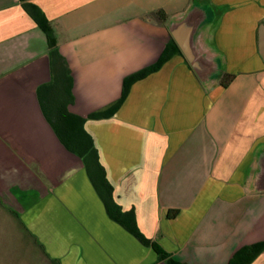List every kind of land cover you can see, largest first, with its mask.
<instances>
[{
	"label": "crops",
	"instance_id": "1",
	"mask_svg": "<svg viewBox=\"0 0 264 264\" xmlns=\"http://www.w3.org/2000/svg\"><path fill=\"white\" fill-rule=\"evenodd\" d=\"M196 3L210 9L197 44L219 76L202 84L174 55L90 118L158 61ZM56 103L85 120L114 201L175 261L229 264L264 241V0H0V211L50 264H166L108 217L48 120Z\"/></svg>",
	"mask_w": 264,
	"mask_h": 264
},
{
	"label": "trees",
	"instance_id": "2",
	"mask_svg": "<svg viewBox=\"0 0 264 264\" xmlns=\"http://www.w3.org/2000/svg\"><path fill=\"white\" fill-rule=\"evenodd\" d=\"M24 8L32 17V19H34V21L38 24L40 29L45 33L49 48L52 49L53 52H55V42L49 22L45 19V17L37 7L31 4H24ZM156 15L159 17V19H165V15L162 12H157ZM174 55H179L183 58V55L180 52L178 46L170 37L164 52L154 65L142 71H139L138 73L130 76L124 81L122 95L118 102L104 112L92 114L90 118L94 119L107 117L113 114L124 101L128 93L130 84L157 71L164 62H166L170 57ZM233 78L234 75H222L220 79V85L222 87H226ZM57 106L58 105L56 103L54 105V108L56 110L52 113V117L48 116V120L62 144L70 152L75 153L82 158L85 164L87 175L94 188L96 189L98 195L102 199L108 217L112 221L122 226L131 235H133L143 246L151 248L153 252L156 253L159 260L165 261L166 264H182L172 259L171 256L166 251H164L156 242L147 238L139 230L133 212L123 211L122 208L114 201L112 196V186L106 179L104 168L99 164L97 160V155L93 147L92 139L83 129L85 120L68 113L63 104H61V107ZM263 251L264 241L245 246L238 252H236L229 264H250Z\"/></svg>",
	"mask_w": 264,
	"mask_h": 264
},
{
	"label": "water",
	"instance_id": "3",
	"mask_svg": "<svg viewBox=\"0 0 264 264\" xmlns=\"http://www.w3.org/2000/svg\"><path fill=\"white\" fill-rule=\"evenodd\" d=\"M211 13L208 6L193 4L185 15L168 26L170 37L178 46L183 58L202 84H208L220 74L216 60L208 58L197 44L200 30L209 23ZM257 192H264V154L261 158V171L254 183Z\"/></svg>",
	"mask_w": 264,
	"mask_h": 264
},
{
	"label": "rangeland",
	"instance_id": "4",
	"mask_svg": "<svg viewBox=\"0 0 264 264\" xmlns=\"http://www.w3.org/2000/svg\"><path fill=\"white\" fill-rule=\"evenodd\" d=\"M5 215L0 211V264H50L38 248L22 239L21 231L16 230Z\"/></svg>",
	"mask_w": 264,
	"mask_h": 264
}]
</instances>
